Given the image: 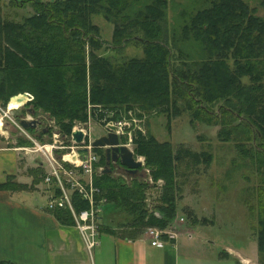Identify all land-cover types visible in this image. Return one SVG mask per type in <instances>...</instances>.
<instances>
[{
	"label": "trees",
	"instance_id": "obj_1",
	"mask_svg": "<svg viewBox=\"0 0 264 264\" xmlns=\"http://www.w3.org/2000/svg\"><path fill=\"white\" fill-rule=\"evenodd\" d=\"M169 1L8 0L13 7L27 2L33 7L32 13L16 19L3 10L0 0V101L5 106L11 95L31 91L34 99L28 105L47 113L68 134L73 120L87 119V104L93 103L114 110L106 119L129 109L146 117L155 109L168 117L187 112L193 125L218 124L222 140L240 137L243 142H235L238 155L242 160L244 154L249 157L256 176L252 193L258 194L257 217L252 227L264 264V16L246 0H202L198 7L200 0H193L179 6L172 19ZM259 5L264 7V0ZM94 13L113 23V45L134 41L142 54L114 63L97 53L104 41L91 19ZM15 106L8 103L9 109ZM40 129L37 136L43 139ZM135 132V152L144 155L153 179L163 180L158 214L146 208L144 180L134 178L127 184L110 172H100L95 184L100 195L124 205L138 232L147 226L165 228L177 208L180 159L190 156L206 162L210 154L189 148L174 151L149 130ZM248 140L250 144L244 143ZM16 143L30 141L18 137ZM99 152L98 164H104ZM34 170L37 182L44 173L41 167ZM12 185L18 187L9 180L2 186ZM72 204L77 210L88 205L77 192ZM53 211L62 222H73L67 207Z\"/></svg>",
	"mask_w": 264,
	"mask_h": 264
},
{
	"label": "rangeland",
	"instance_id": "obj_2",
	"mask_svg": "<svg viewBox=\"0 0 264 264\" xmlns=\"http://www.w3.org/2000/svg\"><path fill=\"white\" fill-rule=\"evenodd\" d=\"M191 1L193 0H170L168 4L169 18H174L179 6H188ZM201 1H198L195 5L197 7L203 5ZM246 1L250 5L256 6L258 14L264 16V7L259 5V0ZM3 10L10 16L20 19L32 13L33 7L28 2L21 7H13L8 4V0H3ZM91 19L98 26V31L104 41L103 45L96 49L97 53L105 55L114 63L133 55L142 54L141 46L134 41H129L125 45L120 46L113 45L111 40L114 25L103 15L94 13L91 15ZM244 80H246L245 77ZM28 92L33 95L34 99V94L31 91ZM9 101L5 106L0 101V112L2 113V117H0V136L7 135L8 138H5V140L16 144L18 137L27 138L24 131L18 128L12 119L17 120L16 113L19 114V110L23 106H29L28 103L31 100L24 103L23 106H18V103H14L18 107L15 106L16 108L6 111ZM89 104L91 105L90 110L93 108L91 111L92 118L89 123L91 136L95 137L107 130L105 118L112 116L114 110L105 109L99 104L88 103L87 112ZM99 112H103L104 115L100 116ZM126 114L123 113L120 117L126 116ZM32 115L34 118H38L42 128H47L48 126V129L43 130L42 137L45 138L49 133L51 135L53 131L58 129L54 119L49 118L48 114L41 111V109H38V112ZM50 119H53L52 122H50ZM75 120H73V124ZM39 124L36 126L37 128L35 127V131L30 129L25 131L37 134L41 130ZM218 127V124L198 121L194 122L193 125L189 122L187 112L172 114L168 117L165 112H159L155 109L140 122V128L135 130H139L142 133H146L149 130L157 140L169 142L174 151L179 148H189L194 152L205 150L208 155L210 154L206 162L204 160L195 162L190 156H182V159H180L179 166L176 167L177 183L176 190L174 189L180 203L178 208H182L181 204L188 202L194 205L198 217L194 215L193 211H189V216L183 214L184 220L177 222L175 220L179 219L182 214L175 211L166 227L179 231L183 228L184 223L187 222L186 219L188 217L190 221L199 222L198 225L200 226L195 228L196 234L213 241L217 249L222 250L226 245H229L232 246V252L237 251L239 255L250 256L252 261L249 264H262L257 260L256 238L252 227L257 217L258 194L256 192L252 193V186L256 181V176L249 167L251 163L249 157L244 154L245 159L242 160L238 155L239 147H236L235 142H243L240 141L241 138L237 136V141L232 139L222 140L217 135ZM58 130L63 133L60 129ZM64 134L67 135L68 133ZM244 143L250 144L249 140ZM134 146L135 143L130 145L133 149V154L136 157H140L143 162L139 169L141 173L140 179L147 182L143 191L146 208L149 212L158 210L157 205L161 203L159 197L163 188V180L161 178L153 179L151 169L145 165L144 155L136 153ZM96 149L98 152L101 149L102 153H104L102 148L97 147ZM146 191L147 193H145ZM110 205L107 203L106 206ZM117 206L126 211L124 205L117 204ZM204 224L206 226H201ZM237 260H239V256L232 255V264H241Z\"/></svg>",
	"mask_w": 264,
	"mask_h": 264
},
{
	"label": "crops",
	"instance_id": "obj_3",
	"mask_svg": "<svg viewBox=\"0 0 264 264\" xmlns=\"http://www.w3.org/2000/svg\"><path fill=\"white\" fill-rule=\"evenodd\" d=\"M5 138H8L7 135L0 139V262L232 264V255H238L237 262L241 264H249L252 261L250 256L232 252V246L226 245L222 250L217 249L213 241L196 234L195 228L200 226L199 222L190 221L188 217L181 230L171 229L174 234L161 235L159 243H152L153 238L146 233V228L138 232L128 212L118 208L114 200L108 199L102 203V211L97 216L98 244L88 249L74 219L73 222H62L53 209L47 207L49 196L43 184L44 174L39 181L34 182V169L41 167L44 173L47 165L35 154L20 150L18 146L21 144H12ZM104 164H100L102 168ZM139 171L134 174L111 171L110 174L130 184L132 179H140ZM100 172L104 171L101 169L95 175ZM8 180L11 184L13 181L17 183L18 187H3ZM107 203L111 205L107 207ZM176 205V211L182 215L175 221L184 220L183 214L189 216V211H193L198 217L194 205L187 202L181 204L182 208H178V199ZM152 212L158 214V210ZM256 254L260 262L258 252Z\"/></svg>",
	"mask_w": 264,
	"mask_h": 264
},
{
	"label": "built area",
	"instance_id": "obj_4",
	"mask_svg": "<svg viewBox=\"0 0 264 264\" xmlns=\"http://www.w3.org/2000/svg\"><path fill=\"white\" fill-rule=\"evenodd\" d=\"M24 92V103L33 99L31 93ZM90 106L89 104L87 120L76 119L67 135L57 129L51 135L41 139L36 133L26 132L25 130L28 128L25 129L19 119H12L30 141L29 144L20 145L18 148L25 153L35 154L47 165L42 178L49 196L47 207L49 209L68 207L70 209L75 226L79 229L88 249L98 244L97 216L102 211V203L105 201V198L100 195L99 187L94 183V175L102 169V165L98 164L101 154L97 151V147L92 145L94 137L91 136L89 123L93 108L90 110ZM2 111L4 110L2 109ZM6 111H9L8 105ZM127 113L126 116L117 119L107 120L105 118V121H111L115 126L114 131L118 135V144H124L133 151L130 145L134 144L135 129L140 128V122L146 118V115L139 116L133 109H129ZM0 117H2L1 112ZM23 117L34 118L30 112H27ZM52 120L50 119V122ZM73 130L82 131V139L79 142L73 139L71 134ZM78 148L87 149L85 158L77 153ZM136 158L140 159V157ZM73 192H77L81 198L87 201V207L79 210L74 208L71 201ZM145 231L153 238L152 243H159L162 234H174L171 229L156 226H147Z\"/></svg>",
	"mask_w": 264,
	"mask_h": 264
},
{
	"label": "water",
	"instance_id": "obj_5",
	"mask_svg": "<svg viewBox=\"0 0 264 264\" xmlns=\"http://www.w3.org/2000/svg\"><path fill=\"white\" fill-rule=\"evenodd\" d=\"M24 95L25 92H19L10 96L9 100H14L18 102L19 106H23L24 104ZM27 110L31 113L35 112V109L32 106H28ZM19 122L24 127H36L40 121L38 118L26 119L23 115H18ZM106 131L100 133L95 136L92 145L95 147H102L104 152L105 164L102 168L104 172H111L112 170L121 172L117 167L123 168L121 173L123 174H134L139 171L143 162L140 159H137L133 151L129 149L124 144H118V135L115 133V126L111 123V121H107L105 124ZM72 137L76 141H80L82 139V131L81 130H73L71 132ZM77 153L83 158L86 157L87 149L86 148H78ZM73 157H75L73 155Z\"/></svg>",
	"mask_w": 264,
	"mask_h": 264
},
{
	"label": "flooded vegetation",
	"instance_id": "obj_6",
	"mask_svg": "<svg viewBox=\"0 0 264 264\" xmlns=\"http://www.w3.org/2000/svg\"><path fill=\"white\" fill-rule=\"evenodd\" d=\"M27 112H29V111H26V113H27ZM26 113H24L23 115H25ZM30 113H31V112H30ZM34 113H35V112H34ZM32 114H33V113H32ZM39 126H41V124H39ZM41 127H42V126H41ZM44 129H45V128H43V130H44ZM117 168H118L119 171H121V172L123 171V168H121L120 166L117 167ZM115 170H116V169H115ZM123 172H124V171H123Z\"/></svg>",
	"mask_w": 264,
	"mask_h": 264
},
{
	"label": "bare ground",
	"instance_id": "obj_7",
	"mask_svg": "<svg viewBox=\"0 0 264 264\" xmlns=\"http://www.w3.org/2000/svg\"><path fill=\"white\" fill-rule=\"evenodd\" d=\"M10 102H14V103H16V104L18 103V102L14 101V100H10L9 103H10Z\"/></svg>",
	"mask_w": 264,
	"mask_h": 264
}]
</instances>
